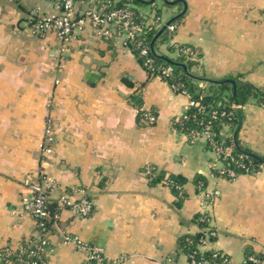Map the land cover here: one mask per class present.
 I'll return each mask as SVG.
<instances>
[{
  "label": "crops",
  "instance_id": "crops-1",
  "mask_svg": "<svg viewBox=\"0 0 264 264\" xmlns=\"http://www.w3.org/2000/svg\"><path fill=\"white\" fill-rule=\"evenodd\" d=\"M158 4L166 20L182 12L171 41L200 51L190 67L198 77L194 89L223 78L264 87V0H154L137 7L148 14ZM60 10L52 0H0V247L36 237L23 178L41 169L53 180L48 199L56 206L66 193L93 200L86 216L69 206L59 210L49 232L52 264H83L84 249L62 241L61 230L101 246L114 264H189L178 237L200 230L193 217L214 189L216 236L205 249L224 252L222 264H242L246 250L264 257V165L234 178L216 175L220 163L206 140L190 142L173 124L189 95L148 76L122 39H102L85 25L62 44L55 31L32 25V11ZM167 45L158 51L176 56ZM148 110L156 117L151 123L141 114ZM237 113L222 134L232 141L236 134L240 146L264 156V102L249 95ZM46 121L54 150L42 157ZM147 165L186 179L180 204L166 183L150 182ZM197 173L207 180L201 190Z\"/></svg>",
  "mask_w": 264,
  "mask_h": 264
},
{
  "label": "built area",
  "instance_id": "built-area-1",
  "mask_svg": "<svg viewBox=\"0 0 264 264\" xmlns=\"http://www.w3.org/2000/svg\"><path fill=\"white\" fill-rule=\"evenodd\" d=\"M61 8L58 13H42L39 11L31 12V22L34 28L38 31L53 30L57 38L63 43L67 42L72 33L77 28H82L89 25L93 33L105 40L122 39L125 47L132 50V45L136 44L139 49V54L144 57L143 65L148 76H157L166 79L172 72V65H160L156 69L153 67V57L150 54V48L144 41L147 31L154 26L158 30L166 21V18L157 10L153 9L151 13H143L140 11L131 0H52ZM177 24L174 21L168 23L165 27L167 30V39L165 44H174L177 51L183 52L188 57H196L197 50L189 45H180L173 43L172 37ZM171 87L178 91L179 86L175 83H170ZM189 95L188 106L186 110L173 118V122L177 121L181 115H184L190 107H196L197 113L201 115L207 114L205 106L197 99L191 97L189 92L182 90ZM236 103H231V108L235 109ZM240 106V104H239ZM193 115V119L199 126V129L192 131L188 137L190 142H194L200 138H204L208 147L217 155L219 166H215L216 175L225 178H234L239 173L232 167L235 155L232 152L231 144H224L222 141H217L214 138L216 133L212 129L211 119L205 117L198 118ZM142 117L151 123L155 120V115L148 111H141ZM209 114L212 118H217L219 122L224 123V119H230L232 110L212 109ZM53 130L49 122L43 129L42 139L40 141V154L46 156L53 152ZM241 157V155H239ZM240 166L244 164L240 163ZM152 173V166L147 165L144 168V174L149 176ZM24 185L29 189L30 195L26 198V208L30 211L35 219L36 237L27 240L26 244H17L13 246L0 247V264H52L50 259L49 232L50 226L55 224L59 210L64 206H69L76 211L78 215L86 216L92 212L93 200L86 196L80 195L78 198H72L71 194H61L57 202V211L51 213L49 209L48 193L53 187V180L47 176L41 169L36 173L26 174L23 178ZM220 194L218 189H214L204 194V209L201 214L203 219L207 220V224L200 227L204 235L197 242L200 250H205V246L209 245L214 239L210 236H216V229L211 223L209 207L214 199ZM61 240L64 242L74 243L85 251L83 264H114L110 260L101 246L86 243L81 241L76 235L70 234L67 231H60ZM214 254H219L223 257L220 264L228 261V256L219 250L214 249ZM189 264H207L206 259L196 260L192 254H187ZM249 259L256 264H264V257H258L250 254L244 258Z\"/></svg>",
  "mask_w": 264,
  "mask_h": 264
},
{
  "label": "trees",
  "instance_id": "trees-1",
  "mask_svg": "<svg viewBox=\"0 0 264 264\" xmlns=\"http://www.w3.org/2000/svg\"><path fill=\"white\" fill-rule=\"evenodd\" d=\"M124 0H120V3ZM137 7L141 0H131ZM138 8V7H137ZM158 12V11H157ZM180 18H175L173 21L179 22ZM157 32L154 26L146 33L145 42L148 44L150 48V54L153 57V67L156 69L160 65L171 64L172 72L167 76V80L170 83H175L179 86L178 91L185 90L189 92L192 98L199 100L204 106L205 110H207V114L201 115L197 113L196 107H190L187 109L184 115H181L177 121H174L173 124L178 129L182 130L187 134L188 137L191 136L192 131H196L199 129V126L196 124L193 119V115L197 113L195 116L205 117L207 119H211L212 129L216 132L213 136L217 141H222L224 144L232 145V152L235 155L234 160L236 163H232V167L238 172L242 173H250L254 172L261 168L264 165L262 159L264 156L259 157L261 159L255 158L250 155L247 150L241 146L243 150L238 149L231 138H228L222 134L221 130L224 125H233L236 122L238 113L235 109L231 108L232 102H239L241 104L245 101L246 97L249 95L255 96L259 101L264 102V87H256L251 83L245 81H235V95H233L232 91L227 94L225 97V90L229 89L232 85L229 82L222 83H213L210 80L207 81L206 84L202 86L199 90L194 89V82L198 79L196 75H194L190 71V67L196 62L195 57H188L183 52L177 51L174 44H168L167 49L169 51H176V56H170L165 51H158L159 45L164 43L167 39V30L164 31L152 42L154 34ZM180 45H188L184 43H180ZM191 46V45H189ZM193 49L197 50V55H199L200 51L198 48L191 46ZM132 51L138 58V60L143 65L144 57L139 54V49L136 44L132 45ZM185 65V67L183 66ZM144 66V65H143ZM212 109H216L218 111L221 110H232V116L230 119H224V123L219 122L217 118H212L209 112ZM241 155V157H239ZM242 163L244 166H240ZM216 173V171H214ZM150 182H164L166 183L171 190L177 196V203L180 204L182 199L186 196V193L183 188V184L185 182V178L180 174H174L171 172H166L163 170H155L154 166H152V173L149 175ZM193 182L195 184L196 190H201L206 185V177L200 173H197L193 177ZM49 209L51 213H55L57 211V206L55 203L48 201ZM204 215L201 213H196L193 217L194 221L198 223L200 227H203L207 224V220L203 219ZM204 235L202 230H198L195 233H186L182 234L178 237V247L182 249L186 254H192L193 258L196 260L206 259L207 264H220L223 260V257L219 256V254H214V249H205L200 250L197 246V242ZM211 239H215V236H210ZM27 241L21 240L19 244H26ZM254 254L258 257H262V254L253 252L251 250H246L245 257ZM244 264H256L255 262L250 261L249 259L245 260Z\"/></svg>",
  "mask_w": 264,
  "mask_h": 264
},
{
  "label": "water",
  "instance_id": "water-1",
  "mask_svg": "<svg viewBox=\"0 0 264 264\" xmlns=\"http://www.w3.org/2000/svg\"><path fill=\"white\" fill-rule=\"evenodd\" d=\"M141 1H145V2H153L154 0H141ZM176 1L177 0H164V2L166 3V4H169V5H173V4H175L176 3ZM182 14V12H180V13H178V14H176L175 16H173V17H170V18H168L166 21H165V23L157 30V32L154 34V36H153V39H152V42L164 31V29H165V27H166V25L168 24V23H170L171 21H173L175 18H177V17H179L180 15ZM183 66L185 67V65L183 64ZM213 82H216V83H222V82H229V83H231V85H232V93H233V95H235V81L232 79V78H223V79H215V80H212ZM236 103V106H235V110H236V112H238V109H239V102H235ZM233 141H234V144H235V146L238 148V149H240V150H243L242 148H241V146L239 145V143H238V141H237V138H236V134H234L233 135ZM250 155H252V156H254L255 158H258V159H261L260 157H259V155L258 154H256L255 152H252V151H249L248 152ZM263 160V162H264V159H262Z\"/></svg>",
  "mask_w": 264,
  "mask_h": 264
},
{
  "label": "rangeland",
  "instance_id": "rangeland-1",
  "mask_svg": "<svg viewBox=\"0 0 264 264\" xmlns=\"http://www.w3.org/2000/svg\"><path fill=\"white\" fill-rule=\"evenodd\" d=\"M157 7V8H156ZM162 6L161 5H159L158 4V6H154V8L159 12V13H161V11H160V8H161Z\"/></svg>",
  "mask_w": 264,
  "mask_h": 264
}]
</instances>
